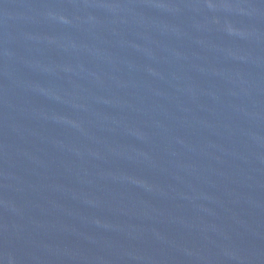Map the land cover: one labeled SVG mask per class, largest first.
Wrapping results in <instances>:
<instances>
[{
	"label": "water",
	"instance_id": "1",
	"mask_svg": "<svg viewBox=\"0 0 264 264\" xmlns=\"http://www.w3.org/2000/svg\"><path fill=\"white\" fill-rule=\"evenodd\" d=\"M0 264H264V0H0Z\"/></svg>",
	"mask_w": 264,
	"mask_h": 264
}]
</instances>
